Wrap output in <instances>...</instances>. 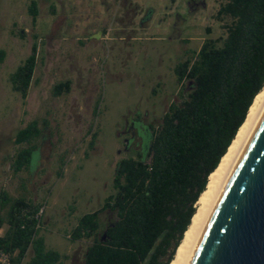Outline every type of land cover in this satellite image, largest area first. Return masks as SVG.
Wrapping results in <instances>:
<instances>
[{
  "label": "trees",
  "instance_id": "16d2710c",
  "mask_svg": "<svg viewBox=\"0 0 264 264\" xmlns=\"http://www.w3.org/2000/svg\"><path fill=\"white\" fill-rule=\"evenodd\" d=\"M27 10L33 18L34 0ZM216 16L228 18L224 36L205 38L174 69L178 80L191 81L187 97L165 114L145 154L119 163L116 192L70 228V241L90 238L79 264H170L173 259L210 173L264 86V0H221ZM33 39L29 53L8 74L21 99L36 63ZM68 90V79L51 88L52 95ZM44 127L32 119L15 132L14 142L25 145L11 156L14 176L31 165ZM40 206L27 197L22 183L14 195L0 190V251L6 264H61L65 256L47 247L39 231ZM103 211L111 216L106 225L100 220Z\"/></svg>",
  "mask_w": 264,
  "mask_h": 264
},
{
  "label": "rangeland",
  "instance_id": "374dc122",
  "mask_svg": "<svg viewBox=\"0 0 264 264\" xmlns=\"http://www.w3.org/2000/svg\"><path fill=\"white\" fill-rule=\"evenodd\" d=\"M136 1L152 7L150 20L161 17V24L138 35L136 43L147 49V57L145 49L134 52V59L123 69L125 75L117 81L113 74L119 70L112 71L110 65L107 71L101 70L102 61L107 65L109 59L115 61L116 41L110 37L104 42L110 46L104 55L94 32H106L114 26V0H34L33 18L27 10L30 0H0V189L14 195L19 178H28L26 169L14 176L9 166L17 149L12 142L16 129L32 119L43 121L37 153L30 161L34 184L30 189L33 201L41 205L39 231L47 247L65 256L61 264H79L89 243V238L70 241L68 233L76 218L108 193L119 143L116 130L123 114L132 110L139 98L142 108L152 101L148 75L159 66L149 60L157 50L173 54V43L168 39L171 31L160 28L170 23L180 38H190L195 51L203 38L224 36L228 23L225 16H216L221 0H205V7L190 18V29L186 26L189 17L180 19L184 0ZM34 35L36 63L21 99L12 92L8 74L28 54ZM64 79L69 80V90L52 95V85ZM159 107L154 110L158 112ZM93 138L94 148L87 151L86 144Z\"/></svg>",
  "mask_w": 264,
  "mask_h": 264
},
{
  "label": "flooded vegetation",
  "instance_id": "af4514ba",
  "mask_svg": "<svg viewBox=\"0 0 264 264\" xmlns=\"http://www.w3.org/2000/svg\"><path fill=\"white\" fill-rule=\"evenodd\" d=\"M114 3L115 7L111 14V19L114 21V26L109 28L106 32H102L100 30H95L94 32L97 33L98 38L96 40H101L100 42L104 55L106 50L110 48V46L106 47L104 42L110 37L116 41L115 46L117 47V50L112 57L117 62L111 61V59H109V64L107 65V62L102 61L103 66L101 70L107 71V66L109 65L112 71L119 70L116 74H113V77L117 78L116 80L118 81L121 80L125 75L123 74V69L127 67L128 61H131L132 58L134 59V52H144L143 50L145 48L143 49L141 45L136 43V41H138V35L144 33L151 26H159L161 24V17H159L156 21H151L150 19L153 14L152 7H143L136 0H114ZM204 7L205 0H184L182 4V12L184 13V16L180 17V19L184 20V17H189L186 26H188L190 29V18L194 16L193 14H195L196 11ZM180 19L179 16L176 18L178 22ZM160 29H167L171 31V34L175 33V29L172 28L170 23L167 27ZM21 32L22 30H19L18 34L22 35ZM171 34L168 36V39L173 43V54L167 56L164 50H157L155 56L149 60L150 64L152 62V64H154L156 67L159 66L158 71L156 70L152 74L148 75V80L152 81L148 90L149 98L152 99V101L147 105L148 107L143 106L144 108H142V99L139 98L132 110H128L123 114L121 123L116 130L119 143L117 144L116 154L112 161L113 172L109 189H107L108 193H106V195L100 201H98L95 206H90L88 210L84 211V213L93 212L99 209L105 199L116 192L114 179L119 163L123 159L138 158L139 156L145 154L149 141L163 122V117L165 114L170 113V110L173 107L179 106L182 100L187 97V93L191 89V81L186 79L185 76L178 80L174 69L176 64L186 60L189 57L191 51L194 50L193 46L189 43V37L182 39L177 35V33H175L174 36ZM204 39L205 38H203L202 41ZM146 53L147 49H145V58L147 57ZM169 81H171V85H169ZM12 92L16 93L13 90ZM156 105L160 106L158 112L154 110ZM20 128H17L16 131ZM95 140L96 138H93L91 141L89 140L87 142V151L93 150ZM12 142L17 148L25 145L24 142H14V137ZM87 151L84 150L83 154L86 155ZM34 153H37L36 148ZM25 169L28 178H19L17 185L22 183L27 197L33 201L34 196H32V191L30 189V187L34 186L30 174L32 169L30 166ZM110 217L111 216L108 212L103 211L100 215L101 224L106 225Z\"/></svg>",
  "mask_w": 264,
  "mask_h": 264
},
{
  "label": "water",
  "instance_id": "95a60500",
  "mask_svg": "<svg viewBox=\"0 0 264 264\" xmlns=\"http://www.w3.org/2000/svg\"><path fill=\"white\" fill-rule=\"evenodd\" d=\"M185 264H264V111L210 205Z\"/></svg>",
  "mask_w": 264,
  "mask_h": 264
},
{
  "label": "bare ground",
  "instance_id": "6f19581e",
  "mask_svg": "<svg viewBox=\"0 0 264 264\" xmlns=\"http://www.w3.org/2000/svg\"><path fill=\"white\" fill-rule=\"evenodd\" d=\"M264 111V86L255 95L247 115L240 125L235 137L232 139L224 156L216 168L210 173L205 189L196 202V211L191 218L190 224L177 247L170 264H185L187 255L192 246L197 231L213 200L223 186L231 167L240 154L244 143Z\"/></svg>",
  "mask_w": 264,
  "mask_h": 264
},
{
  "label": "built area",
  "instance_id": "2783aa9c",
  "mask_svg": "<svg viewBox=\"0 0 264 264\" xmlns=\"http://www.w3.org/2000/svg\"><path fill=\"white\" fill-rule=\"evenodd\" d=\"M6 262H7V257L5 253L0 251V264H6Z\"/></svg>",
  "mask_w": 264,
  "mask_h": 264
}]
</instances>
